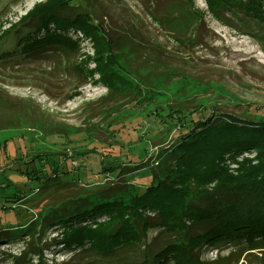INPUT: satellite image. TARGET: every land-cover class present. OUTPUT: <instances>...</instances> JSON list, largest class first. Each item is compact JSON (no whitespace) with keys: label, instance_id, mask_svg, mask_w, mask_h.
<instances>
[{"label":"rangeland","instance_id":"1","mask_svg":"<svg viewBox=\"0 0 264 264\" xmlns=\"http://www.w3.org/2000/svg\"><path fill=\"white\" fill-rule=\"evenodd\" d=\"M45 1L0 0V34ZM151 2L155 11L175 23L158 24L149 12ZM192 3L205 14L204 23L193 29L200 38L197 46H182L176 40L196 24L191 26L193 6L188 0H72V5L101 19L116 37L127 35L123 41L129 54L152 52L150 46L168 53V57L162 50L151 53L157 74H139L143 87L138 99L106 97L109 90L98 73L83 84L70 64H85L88 58L87 68L95 70L92 38L85 47L80 43L70 64L59 56L26 61L16 52L14 40L6 39L0 46V52L11 54L0 61V232L5 227L14 234L9 243L0 241V264H12L8 255L17 256L34 245L44 250L47 264H136L146 258L155 264L153 255L170 239L166 234L149 249H120L103 256L91 253L88 246L84 247L88 252L79 246L66 249L59 243L64 225L47 228L43 219L58 209L60 200L93 195L120 182L129 191L134 187V192H144L152 172L163 175L168 151L185 130L184 116L196 122L221 109L251 120L264 118V22L250 21L251 16L239 11L244 22L229 12L225 24L208 12L205 0ZM137 58L131 54L129 60ZM130 81L137 85L135 79ZM152 100L156 102L151 104ZM142 165L144 169L124 174L129 167ZM54 169L69 182L67 191L44 183L45 173ZM28 170L38 174L27 176ZM14 191L20 195L10 200L16 202L4 203ZM106 219L99 216L97 222ZM20 231L24 233L17 235ZM2 232L0 239L7 238ZM155 233H149L147 243ZM235 250L227 243L207 246L202 261L225 258ZM71 256L77 257L70 261ZM251 260L249 255L237 264Z\"/></svg>","mask_w":264,"mask_h":264},{"label":"trees","instance_id":"2","mask_svg":"<svg viewBox=\"0 0 264 264\" xmlns=\"http://www.w3.org/2000/svg\"><path fill=\"white\" fill-rule=\"evenodd\" d=\"M263 1L205 0L208 12L225 24H229L226 20L229 12L244 22L241 14L237 15L239 11L251 16L250 21L264 22ZM71 2L46 0L37 4L19 23L1 32L0 46L6 39L14 40L16 52L26 61L59 56L69 63L77 57L80 41L68 34L81 32L86 38H92L96 49L95 70L87 68L88 58L85 64L69 63L82 76L83 84L98 73L109 90L106 97L138 99L143 87L139 74H157L156 67L151 65L154 64L150 60L151 53L160 50L164 53V49L150 46L152 52L148 49L149 52L143 51L142 55L136 50L131 54L138 58L129 60L131 54L126 51L124 42L128 36L116 37L101 19H95L82 6H74ZM188 2L193 6L192 0ZM149 8L152 18L161 26L165 22L175 23L176 20L155 11L154 3H149ZM189 16L191 26L196 23L195 26L188 35L178 34L176 40L182 46H197L200 38L193 29L204 23L205 14L193 6ZM185 20L189 19L185 17ZM165 55L168 57L167 52ZM8 57L10 53L0 52V61ZM173 69L169 70L174 72ZM132 79L137 85L130 81ZM155 102L150 101L151 104ZM181 127L185 130L168 151L163 175L152 172V181L144 192H134V187L129 191L120 182L93 195L81 194L65 202L60 200L56 205L58 209L43 219L42 226L64 225L60 245L66 249L83 247L81 251L88 246L91 253L103 256L120 249L148 248L153 243L156 246L159 238L166 234L170 239L156 250L155 264H237L249 255L251 264H264V118L251 120L214 109L205 120L194 122L184 116ZM244 153H255L256 157L237 162ZM230 161L239 165L236 174L229 170ZM144 168V165L129 167L124 174L131 175ZM25 174L38 173L28 170ZM44 177L47 180L44 183L54 185L61 192L67 191L69 182L58 177L57 169L54 173L46 172ZM36 179L39 178L36 176ZM19 195L14 191L4 197L3 202L12 204L16 201L10 198ZM99 216L107 219L98 223ZM4 229L7 228H1L7 238L0 239L3 244L9 243L14 235ZM2 231L0 236L4 235ZM151 231H156L155 237L147 243ZM20 233L24 232L17 235ZM223 243L236 246L238 250L225 258L202 261L204 248ZM25 250L17 256L8 255L7 260L12 264H33L35 257V264H47L41 247L34 245ZM75 257L71 256L70 261ZM136 264H150V261L146 258Z\"/></svg>","mask_w":264,"mask_h":264},{"label":"built area","instance_id":"3","mask_svg":"<svg viewBox=\"0 0 264 264\" xmlns=\"http://www.w3.org/2000/svg\"><path fill=\"white\" fill-rule=\"evenodd\" d=\"M70 37L77 39L80 41L81 46L85 47V42L88 40L81 32L74 33L73 31L68 34ZM256 154L255 153H244L241 156L237 158V162H241L244 159H255ZM229 170L232 174H236L237 170L239 168L238 163H234L233 161L228 162Z\"/></svg>","mask_w":264,"mask_h":264}]
</instances>
